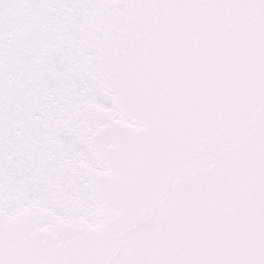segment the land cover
I'll return each instance as SVG.
<instances>
[{"label":"snow or ice","instance_id":"1","mask_svg":"<svg viewBox=\"0 0 264 264\" xmlns=\"http://www.w3.org/2000/svg\"><path fill=\"white\" fill-rule=\"evenodd\" d=\"M0 264H264V0H0Z\"/></svg>","mask_w":264,"mask_h":264}]
</instances>
